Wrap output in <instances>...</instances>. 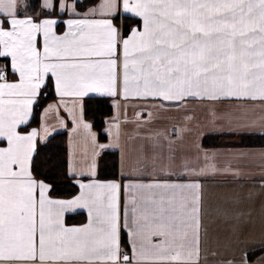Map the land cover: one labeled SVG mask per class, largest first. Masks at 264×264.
<instances>
[{"label": "snow or ice", "instance_id": "snow-or-ice-1", "mask_svg": "<svg viewBox=\"0 0 264 264\" xmlns=\"http://www.w3.org/2000/svg\"><path fill=\"white\" fill-rule=\"evenodd\" d=\"M27 7L0 0V264H199L202 178H240L243 170L219 167L216 153L178 157L190 115L184 126L149 132L147 149L129 148L121 142V101L165 111L235 101L226 112L210 105L211 122L264 136V0H98L83 13L80 0H40L39 18L22 16ZM121 11L137 18L126 35L113 23ZM49 85L66 110L65 97L79 106L78 114L68 111L85 150L70 153L78 191L68 199L53 197L54 185L34 168L43 137L28 129ZM91 95L112 98L117 110L103 129L106 144L84 118ZM52 108L41 117L45 133ZM109 149L120 151L119 179L101 180L99 158ZM251 155L231 154L237 163ZM74 213H86V222L69 225ZM125 232L131 254L122 247Z\"/></svg>", "mask_w": 264, "mask_h": 264}, {"label": "crops", "instance_id": "crops-1", "mask_svg": "<svg viewBox=\"0 0 264 264\" xmlns=\"http://www.w3.org/2000/svg\"><path fill=\"white\" fill-rule=\"evenodd\" d=\"M97 2L98 0L80 12H86L88 8L93 7ZM123 14L121 11L118 16ZM113 23L120 30L115 24L114 18ZM134 26L136 25L132 27ZM54 94L55 98L42 107L39 124L30 127L28 130L36 128L40 131L43 139L39 142L45 141L54 132L66 131L68 171L70 153L79 156L85 150L84 139L82 135H78L73 131L75 124L68 111L75 108L78 114L79 106H74L73 98L65 97L64 101L68 105V110H66L55 90ZM113 103L114 101L111 98L112 114L105 119L104 128L108 126L106 122L111 121L117 115ZM154 103L156 102L121 101L119 125L122 144H127L131 149L139 148L141 144H144L147 149L148 141L145 137L149 132L170 131L173 126H184L186 123L184 120L185 115H190L193 119L187 122L189 131L184 133V140L177 153L178 157L185 155L195 158L198 151L200 153H216L215 162L219 167L224 168L231 163V167H239L243 170V175L240 178L226 173H218L215 176L202 178L206 234L202 235L199 264H264V182H262L264 180V159L259 156V153L264 151V144L261 146L231 145L213 147H204L201 144V139L207 134L242 135L221 131L219 125H214L211 122L212 118L209 115V107L212 104H215L216 111L226 112L235 110L238 107L237 102L224 100L200 103L193 101L187 105V109L177 110L171 108L167 111L153 107ZM49 105H52L53 108L47 114L46 121H44L47 127V133H45L41 128V117L44 115V109ZM149 112L152 113L151 119L148 115ZM138 113L141 114L139 118ZM260 113L261 109L257 107L253 117L255 118ZM98 142L101 144L108 143L107 135L104 141L99 140ZM161 142L163 141L161 140ZM164 150L166 152V145ZM116 151L118 153L117 179H119L120 151ZM238 152L255 153L256 155L246 157L240 163H237L233 160L231 154ZM147 154L150 156L151 151L148 150ZM132 155L134 156L135 152H132ZM177 163H179V159ZM84 214L85 220L83 222L69 225L85 223L87 217L86 213ZM125 235L128 242L129 237L126 232ZM253 252L255 254L248 258V254ZM128 253L131 254L130 247Z\"/></svg>", "mask_w": 264, "mask_h": 264}, {"label": "trees", "instance_id": "trees-1", "mask_svg": "<svg viewBox=\"0 0 264 264\" xmlns=\"http://www.w3.org/2000/svg\"><path fill=\"white\" fill-rule=\"evenodd\" d=\"M97 0H80L82 7L79 11L86 9ZM28 5L22 16L41 15L40 0H25ZM23 8V5L21 6ZM115 24L120 28L122 34H127L133 25L137 24V18L128 14L114 17ZM55 98L54 89L49 85L44 94L39 98L34 107L31 127L37 126L40 120L42 107ZM85 120L93 125V130L98 133L99 140L104 141L106 134L103 132L105 119L112 114L111 98L91 95L84 100ZM67 134L66 131H57L51 134L45 141L37 144L36 163L34 168L42 175L38 178L47 177V182L54 185L53 197L68 198L73 196L78 188L67 171ZM235 139V140H234ZM204 147L213 146H261L264 144V136L259 134H207L201 139ZM118 178V153L109 149L99 158V179H117ZM85 220L84 213L69 214L68 224L81 223ZM122 247L129 252V245L125 233L122 234ZM253 253L248 254L251 258Z\"/></svg>", "mask_w": 264, "mask_h": 264}]
</instances>
